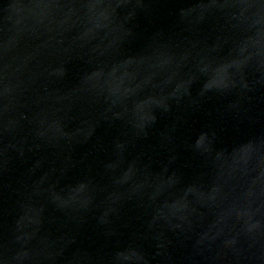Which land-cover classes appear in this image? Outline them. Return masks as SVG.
I'll list each match as a JSON object with an SVG mask.
<instances>
[{
  "label": "water",
  "instance_id": "water-1",
  "mask_svg": "<svg viewBox=\"0 0 264 264\" xmlns=\"http://www.w3.org/2000/svg\"><path fill=\"white\" fill-rule=\"evenodd\" d=\"M0 264H264V0H0Z\"/></svg>",
  "mask_w": 264,
  "mask_h": 264
}]
</instances>
